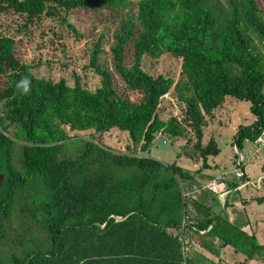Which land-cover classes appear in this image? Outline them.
I'll list each match as a JSON object with an SVG mask.
<instances>
[{
	"label": "trees",
	"instance_id": "obj_1",
	"mask_svg": "<svg viewBox=\"0 0 264 264\" xmlns=\"http://www.w3.org/2000/svg\"><path fill=\"white\" fill-rule=\"evenodd\" d=\"M224 1L226 8L220 0H0L1 14L21 20L20 33L50 19L80 37L68 24L77 10L116 26L113 71L100 63L105 37L91 45L94 91L76 75L73 86L36 78L37 65L21 62L15 39L0 34V264H202L192 256L193 236L206 230L207 239L244 257L236 264L264 261L254 236L183 195L220 154L215 138L203 137L227 98L248 103L254 118L236 129L238 152L264 126V0ZM165 54L181 60L177 82L143 69L145 58ZM171 91L183 105L182 121L159 117ZM66 128L125 132L137 154L150 152L157 134L182 140L177 158L201 167L189 172L176 162L115 154L70 138ZM34 185L44 195L37 213ZM208 241L200 246L208 249Z\"/></svg>",
	"mask_w": 264,
	"mask_h": 264
},
{
	"label": "rangeland",
	"instance_id": "obj_2",
	"mask_svg": "<svg viewBox=\"0 0 264 264\" xmlns=\"http://www.w3.org/2000/svg\"><path fill=\"white\" fill-rule=\"evenodd\" d=\"M224 2V0H220L222 7L226 8ZM68 24L76 29L80 37L72 34L60 21L50 19H44L39 25L28 27L20 33L18 28L21 26V20L15 15L0 13V34L4 33L15 39L17 44L16 56L21 62L32 66L37 65L32 70L36 78L53 82H58L63 79L68 86H73V75H76L80 78L83 88L88 91H94L99 86V78L88 68L91 45L101 35L105 37V54L101 57L100 63L113 71L109 50L113 45L112 36L116 31V26L114 23L104 21L97 14L83 10L72 12L68 18ZM131 61L132 53L128 49L126 53V65L130 66ZM143 69L154 77L162 75L170 77L177 82L181 72V60L174 59L167 54L157 60L145 58ZM128 95L131 100L137 98V95L134 93H128ZM231 101L234 103L233 105H229ZM220 109L221 115L218 116L216 113L217 116L214 118H217L215 120V126L212 127L214 122H211L204 132L203 137V142H206L211 136H214L221 149V153L218 156L208 159L210 164L215 163L219 166L217 171L212 172L213 175L223 170L226 173L234 171L235 166L232 165V162L239 156L236 149L232 146L233 136L238 126L248 125L253 121V115L249 112V104L246 102H239L232 98H227L226 103ZM159 117L162 120H168L170 118H177L180 121L183 120V105L177 101L173 91L161 100ZM65 132L70 138L93 140L95 143L109 149L115 154L141 156L157 160L166 165L176 162L178 166L186 171L193 170L195 172L197 167H201V163L194 165V163L185 159V157L177 159V154L181 151L180 147L184 141H171L161 136V134L155 136L150 152L137 154V152L134 153L130 145L128 134L119 132L116 129L99 135H95L92 131L83 133L70 132L67 128ZM188 137H190L189 134L186 135V138ZM254 151V145L247 143L245 150L239 152L245 160L250 156L251 160L244 166V170L251 186L242 189V192L234 195V200L240 197L246 200L250 197L252 199L251 207H253V210H255V207H260L262 211L259 210L258 215L264 219V149L260 150L262 156L259 160L255 158ZM183 153L184 151L180 152L182 156L184 155ZM262 181L263 183H261ZM237 182L241 183V181ZM30 193L33 201L32 207L34 212L37 213L40 202L44 198L43 191L39 186L34 185L30 189ZM206 197L207 195L204 194L203 198ZM192 256H195V258L200 257L203 262H201L202 264H208L205 259L206 256ZM225 256L229 264L243 260L240 254L231 253V255ZM248 264H264V261L256 262L254 260L248 262Z\"/></svg>",
	"mask_w": 264,
	"mask_h": 264
},
{
	"label": "crops",
	"instance_id": "obj_3",
	"mask_svg": "<svg viewBox=\"0 0 264 264\" xmlns=\"http://www.w3.org/2000/svg\"><path fill=\"white\" fill-rule=\"evenodd\" d=\"M233 104L234 103L232 101L229 102V105H233ZM220 110L221 109H218L215 111L214 113L215 117L217 116V114L218 116L221 115ZM216 119L213 120L214 123L212 124V127L215 126ZM253 121H254V118H253ZM253 121H251L250 124ZM216 142L218 144V141ZM246 144H244L243 150H245ZM218 147H219V144H218ZM236 151L239 155L240 153L238 152L237 149ZM220 153H221V149H220ZM254 156L257 160H259L262 155L260 152L259 154L254 153ZM180 158H177V159H180ZM250 160H251L250 156L246 160L243 157L242 169L244 173H245L244 166ZM207 163H208L209 168L206 169L205 171L201 170L199 174H196L194 176L195 177V184H194L195 187L199 189L211 182H216L217 184H220V186L216 187V192H211L207 190L193 192L190 194V198L194 199L195 201L201 203L202 205L206 207H209L212 216L223 217L230 224L237 226L241 231H243L247 235L254 236L257 243L261 246H264V219L258 215L260 212L259 210H261L260 207H258L259 209L255 207V210H253V207H251L250 205L252 204L251 202L252 199L250 197H248L246 200L243 199L242 197L234 200V195H237L240 192H242V189L236 190L237 188H231L234 185V182L236 181V179H234L232 175L233 171L226 173L225 170H223L221 172L218 171L215 175H213L212 172L217 171L219 169V166L215 163L210 164L208 160H207ZM232 165L236 167V159L235 161L232 162ZM198 169L199 168L197 167L195 171H197ZM206 171H208V173H206ZM189 172H194V171L192 170ZM245 175H246V178L248 179L246 173ZM254 188H256V186ZM204 194L207 195L206 198H203ZM207 232L208 231L206 230L204 232H199L198 235L196 234L193 236L194 237L193 241H195L194 243H196L194 244V246L197 251L195 255L206 256L205 259L208 264H229L228 259L226 258L225 255H231V253L235 254L232 248L223 247L222 243L217 238L207 239L206 238ZM191 235L193 234L189 232L186 238L191 237ZM205 239L206 241L209 240L208 243H206V245H208L207 246L208 249H206L205 246H200V243L202 241H205ZM256 262H259V261H256ZM236 263L237 262H234L233 264H236Z\"/></svg>",
	"mask_w": 264,
	"mask_h": 264
},
{
	"label": "built area",
	"instance_id": "obj_4",
	"mask_svg": "<svg viewBox=\"0 0 264 264\" xmlns=\"http://www.w3.org/2000/svg\"><path fill=\"white\" fill-rule=\"evenodd\" d=\"M254 147H255V154H259L260 150L264 149V126L261 130L260 136L257 138V140L254 143ZM239 157L236 160V167L234 169V171L232 172L233 177L236 179V181H241V183L238 184V186L236 187V190H241V189H245L249 186H251L250 181L246 178V175L242 169V164H243V157L239 154ZM263 183V181L261 182ZM220 186V184H217L216 182H211L201 188H197V187H192V191L190 192H184V196H190V194L192 192H199V191H211V192H216V187ZM253 187H255V185H253Z\"/></svg>",
	"mask_w": 264,
	"mask_h": 264
},
{
	"label": "clouds",
	"instance_id": "obj_5",
	"mask_svg": "<svg viewBox=\"0 0 264 264\" xmlns=\"http://www.w3.org/2000/svg\"><path fill=\"white\" fill-rule=\"evenodd\" d=\"M24 83L27 84V81H25Z\"/></svg>",
	"mask_w": 264,
	"mask_h": 264
}]
</instances>
